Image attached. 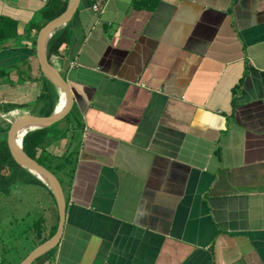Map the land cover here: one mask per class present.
I'll use <instances>...</instances> for the list:
<instances>
[{
	"label": "crops",
	"instance_id": "obj_1",
	"mask_svg": "<svg viewBox=\"0 0 264 264\" xmlns=\"http://www.w3.org/2000/svg\"><path fill=\"white\" fill-rule=\"evenodd\" d=\"M51 1L0 0V134L47 117ZM59 31L74 103L45 152L66 223L33 264H264V0H80Z\"/></svg>",
	"mask_w": 264,
	"mask_h": 264
},
{
	"label": "water",
	"instance_id": "obj_2",
	"mask_svg": "<svg viewBox=\"0 0 264 264\" xmlns=\"http://www.w3.org/2000/svg\"><path fill=\"white\" fill-rule=\"evenodd\" d=\"M80 0H69L66 10L46 23L40 30L37 38L36 55L40 70L45 79L55 86L62 97L65 98V106L58 111V105L54 112L47 117H40L33 114H23L13 120L8 131L0 134L6 137L9 151L14 161L41 180L52 192L58 208V227L56 233L43 244L37 246L20 264H33L39 258L56 248L62 238L66 223L67 203L66 196L59 178L38 161L31 158L23 148L25 136L32 131L49 128L55 123L64 119L73 107V94L68 81L61 75L59 70L50 62L48 57V44L54 34L62 27L71 22L79 8ZM59 101V103H60ZM24 132L21 145L17 137Z\"/></svg>",
	"mask_w": 264,
	"mask_h": 264
},
{
	"label": "rangeland",
	"instance_id": "obj_3",
	"mask_svg": "<svg viewBox=\"0 0 264 264\" xmlns=\"http://www.w3.org/2000/svg\"><path fill=\"white\" fill-rule=\"evenodd\" d=\"M57 124L51 128L55 130ZM52 170L63 183L62 175L53 167ZM36 185L39 184L16 183L8 184L3 191L0 189V256L3 258L0 264H20L37 248L34 239L37 232L48 231L49 235L55 230L58 215L55 202L50 198L49 208L47 196L41 194V185Z\"/></svg>",
	"mask_w": 264,
	"mask_h": 264
},
{
	"label": "trees",
	"instance_id": "obj_4",
	"mask_svg": "<svg viewBox=\"0 0 264 264\" xmlns=\"http://www.w3.org/2000/svg\"><path fill=\"white\" fill-rule=\"evenodd\" d=\"M68 3L62 5L59 0H52L50 5H48L43 10V16L44 21L41 24L36 25V29L39 32L40 29L49 21L53 20L54 18L61 15L67 8ZM7 20L4 18H0V42H5L9 39H11L8 34L12 29L7 27ZM69 37L68 32L64 31H57L54 36L51 38L49 44H48V57L55 54L58 55L61 53L63 48L68 44ZM45 81L52 86V90H49V92L46 91V94L42 98L44 101V107L45 112L44 114L46 116H50L58 103V95L57 90L55 89V86L51 84L47 79ZM11 108L13 106H10ZM49 129L50 128H43L36 130L34 132H29L23 142V148L25 152L33 159L38 161L41 165L46 167L48 170L54 172L52 170L51 161H54V164L57 162V159L54 158L52 160V157L45 152V143L48 140L49 136ZM40 152V154H39ZM38 154V155H37ZM49 164V165H48ZM63 164H60L58 168L62 167ZM7 170L8 172H5ZM23 172H18V171ZM21 175V176H20ZM56 175V174H55ZM27 176L31 177L34 183L40 184L47 189H49L41 180H39L36 176H34L32 173L28 172L26 169L19 166L14 159L11 156V153L9 151L8 143L5 138H0V189L3 191L6 189L8 184H16L21 182L22 177ZM21 177V178H20ZM51 192V190H49ZM52 193V192H51ZM53 195V194H52ZM55 200V199H54ZM56 203V202H55ZM58 221H59V215H57V224L55 227V230L51 234H47V236H43L42 232H37V236H34V239L36 238V241L38 242V246L43 244L45 241L50 239L57 231L58 227ZM37 247V246H36Z\"/></svg>",
	"mask_w": 264,
	"mask_h": 264
},
{
	"label": "bare ground",
	"instance_id": "obj_5",
	"mask_svg": "<svg viewBox=\"0 0 264 264\" xmlns=\"http://www.w3.org/2000/svg\"><path fill=\"white\" fill-rule=\"evenodd\" d=\"M65 106V98L62 97L60 103L58 104V111L62 110V108ZM24 135V132L22 131L21 134L17 137V142L19 145H21V140Z\"/></svg>",
	"mask_w": 264,
	"mask_h": 264
},
{
	"label": "built area",
	"instance_id": "obj_6",
	"mask_svg": "<svg viewBox=\"0 0 264 264\" xmlns=\"http://www.w3.org/2000/svg\"><path fill=\"white\" fill-rule=\"evenodd\" d=\"M97 8V7H96Z\"/></svg>",
	"mask_w": 264,
	"mask_h": 264
}]
</instances>
